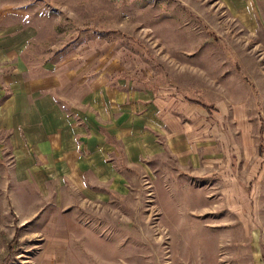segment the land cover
I'll use <instances>...</instances> for the list:
<instances>
[{"label": "rangeland", "instance_id": "1", "mask_svg": "<svg viewBox=\"0 0 264 264\" xmlns=\"http://www.w3.org/2000/svg\"><path fill=\"white\" fill-rule=\"evenodd\" d=\"M55 261L264 264V0H0V264Z\"/></svg>", "mask_w": 264, "mask_h": 264}, {"label": "crops", "instance_id": "2", "mask_svg": "<svg viewBox=\"0 0 264 264\" xmlns=\"http://www.w3.org/2000/svg\"><path fill=\"white\" fill-rule=\"evenodd\" d=\"M169 103V106L177 113L175 114V118H177L178 120L175 126H169V128H165L168 132L166 133V136H170L173 140H176V138L180 137V141L187 146V148L182 146L183 150H178V163L189 162L191 164H201V162H203L204 164L207 162L214 163L216 160H218L215 158L216 154L208 155L207 151H205V148L203 153H195L197 146H194V143H191V140L194 138V136L204 137L203 132L205 131V129L207 128V131L209 130V126L205 122V117H207L208 114L211 116V114L207 112V109L209 110V112L211 109L209 107H203L204 105L200 103L180 101L176 100L175 98H171L169 100ZM180 115L183 118V122H181V124L179 119ZM191 145L193 146V148ZM199 147H201V145ZM229 185H231L230 188H235L233 181H230ZM49 261H51V257H49ZM55 264L61 263L55 261Z\"/></svg>", "mask_w": 264, "mask_h": 264}, {"label": "trees", "instance_id": "3", "mask_svg": "<svg viewBox=\"0 0 264 264\" xmlns=\"http://www.w3.org/2000/svg\"><path fill=\"white\" fill-rule=\"evenodd\" d=\"M206 30H207V33H208L210 36H212L213 40L217 38L211 29H208V28H207ZM189 100H191V99H189ZM191 101H194L195 103H199V101H197V100H195V99H193V100H191ZM259 131H260V129H259ZM260 149H261V147L258 146V148H257L258 152H260Z\"/></svg>", "mask_w": 264, "mask_h": 264}]
</instances>
